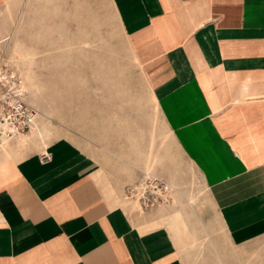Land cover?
<instances>
[{
	"label": "crops",
	"instance_id": "obj_1",
	"mask_svg": "<svg viewBox=\"0 0 264 264\" xmlns=\"http://www.w3.org/2000/svg\"><path fill=\"white\" fill-rule=\"evenodd\" d=\"M11 2L0 0V12ZM111 3L162 118L216 205L228 251L217 249L215 264H258L252 242L264 237V0ZM9 27L0 26V39ZM41 127L40 137H26L42 147L22 155L27 145L17 139L13 159L0 162V264H192L182 249L193 234L179 214L169 229L141 224L105 167L69 138L47 144Z\"/></svg>",
	"mask_w": 264,
	"mask_h": 264
},
{
	"label": "rangeland",
	"instance_id": "obj_2",
	"mask_svg": "<svg viewBox=\"0 0 264 264\" xmlns=\"http://www.w3.org/2000/svg\"><path fill=\"white\" fill-rule=\"evenodd\" d=\"M115 8L111 0H12L0 12V26H10L0 52L24 78L29 103L48 113L47 144L77 143L141 224L169 229L179 214L194 238L182 249L187 260L215 264L217 249L228 251L216 205L162 118ZM252 261L264 263V237L252 242Z\"/></svg>",
	"mask_w": 264,
	"mask_h": 264
},
{
	"label": "built area",
	"instance_id": "obj_3",
	"mask_svg": "<svg viewBox=\"0 0 264 264\" xmlns=\"http://www.w3.org/2000/svg\"><path fill=\"white\" fill-rule=\"evenodd\" d=\"M39 118V111L28 101L22 76L0 52V147L31 135Z\"/></svg>",
	"mask_w": 264,
	"mask_h": 264
},
{
	"label": "bare ground",
	"instance_id": "obj_4",
	"mask_svg": "<svg viewBox=\"0 0 264 264\" xmlns=\"http://www.w3.org/2000/svg\"><path fill=\"white\" fill-rule=\"evenodd\" d=\"M17 58H18V55L17 54H14V57L12 58H10V60H12V61H14V63L17 61ZM24 79V78H23ZM24 85H25V89H26V83H25V80H24ZM26 91L28 92V90L26 89ZM39 115H40V118H39V120L40 121H38V124H37V126H36V128L32 131V132H34L35 134H39V130H38V127H39V122H40V125L43 123L42 121L43 120H45L46 122L48 121L49 122V124H50V117L48 116V113L47 114H40V112H39ZM46 122H44L41 126V128L43 129V131H44V133L46 134V136H47V134H48V128H46L45 127V123ZM17 139H19V143H18V145H20V146H28V144H29V139L26 137V136H19ZM16 139V140H17ZM15 140V141H16ZM36 140V139H35ZM14 142V141H13ZM10 143V144H9ZM11 143L12 142H8V143H6L5 145H3V146H1L0 147V162H2L3 160H5V159H8V158H13V156H14V154H16L17 152H15L13 149H14V147H12V145H11ZM14 144V143H13ZM15 145V144H14ZM34 146V145H33ZM15 149H17L16 147H15ZM16 157H17V155H16ZM15 157V158H16ZM149 173V172H148ZM148 176V175H147ZM136 208V207H135Z\"/></svg>",
	"mask_w": 264,
	"mask_h": 264
}]
</instances>
